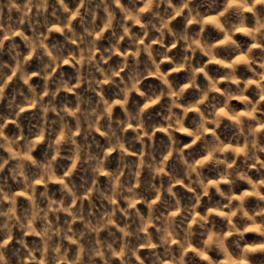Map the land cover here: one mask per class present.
Wrapping results in <instances>:
<instances>
[{"label": "clouds", "instance_id": "obj_1", "mask_svg": "<svg viewBox=\"0 0 264 264\" xmlns=\"http://www.w3.org/2000/svg\"><path fill=\"white\" fill-rule=\"evenodd\" d=\"M0 264H264V0H0Z\"/></svg>", "mask_w": 264, "mask_h": 264}]
</instances>
